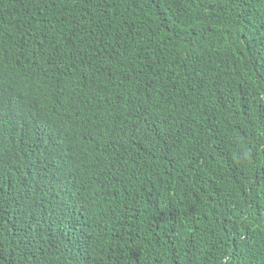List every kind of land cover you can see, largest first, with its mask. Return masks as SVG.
<instances>
[{
	"label": "trees",
	"instance_id": "trees-1",
	"mask_svg": "<svg viewBox=\"0 0 264 264\" xmlns=\"http://www.w3.org/2000/svg\"><path fill=\"white\" fill-rule=\"evenodd\" d=\"M0 264H264V0H0Z\"/></svg>",
	"mask_w": 264,
	"mask_h": 264
}]
</instances>
